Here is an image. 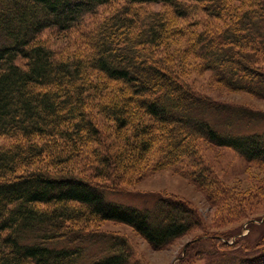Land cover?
Returning <instances> with one entry per match:
<instances>
[{
    "label": "trees",
    "instance_id": "trees-1",
    "mask_svg": "<svg viewBox=\"0 0 264 264\" xmlns=\"http://www.w3.org/2000/svg\"><path fill=\"white\" fill-rule=\"evenodd\" d=\"M117 1L127 5L86 34L83 53L58 55L42 38L50 29H77ZM186 2L200 4L221 25L173 28L165 14L137 9L168 5L186 19ZM179 35L218 82L264 99V0H0V137L17 140L0 150V264H128L127 241L91 233L94 222L128 225L156 249L190 232L198 219L184 202L158 197L152 207L138 208L115 200L120 193L106 183L152 151L157 137L145 115L166 143L162 168L182 156L199 160L196 138L264 163V134L220 131L201 115L224 106L175 77L163 54ZM94 73L117 83L118 95L104 98L107 87ZM96 109L115 123L125 149L109 151ZM91 144L97 146L88 160L91 174L68 171L72 156ZM204 170L190 179L218 190ZM237 264H264V253Z\"/></svg>",
    "mask_w": 264,
    "mask_h": 264
},
{
    "label": "rangeland",
    "instance_id": "rangeland-1",
    "mask_svg": "<svg viewBox=\"0 0 264 264\" xmlns=\"http://www.w3.org/2000/svg\"><path fill=\"white\" fill-rule=\"evenodd\" d=\"M125 5V1H117L103 6L96 14L88 16L79 28L68 32L50 29L42 34V38L58 55L83 53L87 51L82 44L86 34L96 29L106 17L121 11ZM186 6L190 12L186 19L178 18L168 5L147 4L137 9L165 14L173 28L186 29L191 22H199L198 28L221 25L206 14L200 4L186 2ZM188 49V38L179 35L172 39L163 57L175 69V77L189 90L224 106L220 110L207 108L201 116L220 131L264 134V99L245 91H233L218 82L214 73L206 70L200 58ZM261 64L264 68V60ZM93 77L100 85L105 82L107 90L104 98L118 95L117 83L106 82L100 79L99 74L94 73ZM93 111L98 127L105 131V144L110 146L109 151L117 153L125 149L126 141L116 131L115 123L99 114L98 109ZM144 120L156 134L154 147L138 166H130L126 171L118 170L113 173L112 180L106 181L109 188L120 193L114 199L138 208L152 207L158 197L176 199L194 211L197 224L187 235L161 249L153 247L141 234L125 224L94 222L88 224V230L97 235L125 239L131 256L128 264H237L245 258L264 253V163L248 162L232 149L196 138L194 147L199 160L182 156L174 166L162 168L167 152L166 143L152 117L145 115ZM132 130L130 127L126 132L129 138L134 134ZM16 141L11 137H0V150ZM38 142L41 141L38 139ZM96 149L97 146L91 144L81 155H73L66 169L85 176L91 174L88 160ZM101 151L105 153L106 149L102 148ZM199 164L205 169L206 178L217 182L218 190L204 189L190 179L191 173L201 169ZM116 174L121 178H115ZM98 249V246L92 247L90 253Z\"/></svg>",
    "mask_w": 264,
    "mask_h": 264
}]
</instances>
